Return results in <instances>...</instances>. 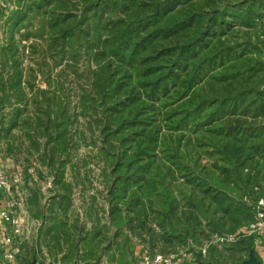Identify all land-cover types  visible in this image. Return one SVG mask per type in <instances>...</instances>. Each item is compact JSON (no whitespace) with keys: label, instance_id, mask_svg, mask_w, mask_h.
<instances>
[{"label":"trees","instance_id":"obj_1","mask_svg":"<svg viewBox=\"0 0 264 264\" xmlns=\"http://www.w3.org/2000/svg\"><path fill=\"white\" fill-rule=\"evenodd\" d=\"M9 1L14 11L0 8L9 65L0 73V114L12 98L16 105L7 125L1 116L0 133L23 129L33 144V133L43 139L36 151L56 186L47 206L36 193L28 200L41 226L15 264H100L104 241L120 259L134 256V241L166 255L252 221L243 197L264 188V0ZM30 16L56 63L70 60L77 75L86 62L77 104L101 134L107 168L108 208L96 225L81 220L87 207L75 213L68 199L64 168L73 163L59 86L35 91L17 60L15 30ZM26 89L39 100L35 117ZM255 241L237 244L257 256ZM206 259L226 258L211 246Z\"/></svg>","mask_w":264,"mask_h":264},{"label":"rangeland","instance_id":"obj_2","mask_svg":"<svg viewBox=\"0 0 264 264\" xmlns=\"http://www.w3.org/2000/svg\"><path fill=\"white\" fill-rule=\"evenodd\" d=\"M1 7H7V13L15 10V5L10 1L6 2V0H0ZM261 11L264 14V9ZM15 31L14 41L17 42V60L21 62L23 78L27 80L28 76L32 75L29 79L32 83L31 85L35 87V91L36 88L47 92H50L51 89L56 91V86L53 85L59 86L60 93L57 92V94L59 97H62L63 106L67 108V114L62 117L64 120L61 118L60 123L65 124L69 137L68 152L72 158L69 162L74 164H67L64 168V179L70 185V192L67 194L68 199H71L73 204L72 209L75 213H82V209L87 207V217H83L81 220L85 221L87 226L91 224L96 225L95 220L97 218H101L103 221L105 220L108 208L106 202L107 189L105 188L107 168L105 160L100 155L102 147L101 134L95 127L94 122H92L91 119L93 118L91 115H83L77 104L79 89L81 90L86 84L84 79L80 80L78 78V75H82V78L84 77L83 72L86 68V62L83 61L77 67V75L74 74L75 69L71 66L72 62L70 60L56 63L58 61L52 59L47 51V44L45 42L46 34L45 32L41 33L39 18L34 16L28 17L25 22L18 25ZM0 36L1 73L2 70L7 72L9 65L7 61L2 59L1 51L6 42L2 30L0 31ZM35 91L30 92L28 89L25 90V93H27L30 99L28 111L32 114V117L36 116V108L33 103L39 101L34 100ZM15 105V100L12 98L5 113L0 114V120L2 116L6 125L7 121H9L6 115L9 116L11 111H14ZM16 107L18 108L19 106ZM68 119H70L69 124L67 122ZM26 135L23 129H14L9 133H0V164L5 171L8 182L13 184L14 181H18L16 184L17 189L16 187L13 188V201L15 203L25 201L28 206V200L36 193L40 195V205L44 207L47 206L49 199L56 190L52 176L55 172L53 169L42 165L39 160V153L36 149L40 148L42 151L44 140L33 133L35 138V144H33ZM30 209H28V212L31 219L40 222L41 220L36 217L35 209ZM81 220L79 222L80 224L82 223ZM72 221L74 222L73 219ZM35 228L34 225L33 229ZM104 233H108L107 228H104ZM106 237L108 238V236ZM210 240L203 242L201 247L209 243ZM16 242L20 247H30L32 246L33 239L22 236ZM102 243L101 247L107 249V251L103 254L100 264H138L141 255L147 253L142 245L136 244L134 241L130 245L134 256L128 252V254H124V257L120 259V253L113 249L108 251V243L106 241ZM237 243L228 248L217 247L219 253L226 258L224 262L222 261V264H239L241 261H247L253 256L251 252L240 250L239 244ZM254 243L253 252L256 250ZM135 247H141L143 250L138 255H135ZM133 248L134 250H132ZM113 255L116 258L119 257L117 259L112 258ZM206 256L200 260L203 264L207 262ZM253 257L258 264H261L262 261L258 255ZM197 258L200 259L199 257Z\"/></svg>","mask_w":264,"mask_h":264},{"label":"built area","instance_id":"obj_3","mask_svg":"<svg viewBox=\"0 0 264 264\" xmlns=\"http://www.w3.org/2000/svg\"><path fill=\"white\" fill-rule=\"evenodd\" d=\"M17 183L18 181H14L13 184L8 182L5 171L0 164V196L3 199L0 219L9 228V234L2 240V245L5 247L13 246L15 238L36 236L41 226L40 222L31 219L25 201L22 203H15L13 201V188L16 187L17 189ZM252 194L257 195V199L254 201L251 200ZM243 202L252 208V221L237 233L231 235H213L209 243L198 249H194L190 245L187 248L177 249L166 255L151 256L144 253L141 255L138 264H180L188 259L192 260V264H201L194 259L193 253H199L202 257H205L210 246L232 247L245 237H253L256 240L261 239L264 241V188H253L251 193L243 197ZM34 225L35 229H33ZM15 254V252H10L6 257L12 260Z\"/></svg>","mask_w":264,"mask_h":264},{"label":"crops","instance_id":"obj_4","mask_svg":"<svg viewBox=\"0 0 264 264\" xmlns=\"http://www.w3.org/2000/svg\"><path fill=\"white\" fill-rule=\"evenodd\" d=\"M1 31V30H0ZM0 40H1V36H0ZM3 204V199L0 196V210ZM29 209V208H28ZM29 211V210H28ZM9 234V228L1 221L0 219V264H15L16 263V256H14V258L12 260L8 259L6 257V255L10 252L12 253H19V249L21 248L20 246H18V243L16 242L20 240V238H15L14 240V244L11 247H5L2 245V240L5 236H7ZM38 233L36 236H26L25 238H32L33 241H35L37 239ZM255 252L257 253L259 259H261V264H264V241L261 239H258L255 241ZM139 249V250H138ZM134 250V248L132 249ZM138 250V252H137ZM143 250L141 247H135V255H138V253H140V251ZM15 254V255H16ZM43 254H45V252L43 251ZM137 257V256H135ZM180 264H192V260L188 259L185 260L183 262H181Z\"/></svg>","mask_w":264,"mask_h":264},{"label":"water","instance_id":"obj_5","mask_svg":"<svg viewBox=\"0 0 264 264\" xmlns=\"http://www.w3.org/2000/svg\"><path fill=\"white\" fill-rule=\"evenodd\" d=\"M242 264H258L256 259L252 256L249 260L243 262Z\"/></svg>","mask_w":264,"mask_h":264}]
</instances>
